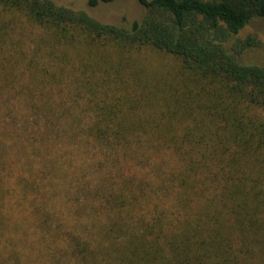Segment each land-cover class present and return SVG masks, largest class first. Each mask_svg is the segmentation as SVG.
<instances>
[{
    "label": "trees",
    "instance_id": "obj_1",
    "mask_svg": "<svg viewBox=\"0 0 264 264\" xmlns=\"http://www.w3.org/2000/svg\"><path fill=\"white\" fill-rule=\"evenodd\" d=\"M138 2L0 0V264H264V0Z\"/></svg>",
    "mask_w": 264,
    "mask_h": 264
},
{
    "label": "rangeland",
    "instance_id": "obj_2",
    "mask_svg": "<svg viewBox=\"0 0 264 264\" xmlns=\"http://www.w3.org/2000/svg\"><path fill=\"white\" fill-rule=\"evenodd\" d=\"M56 3L63 4L66 6H70L75 9H82L88 14L94 16L95 18L104 21V22H111V23H119L124 18L126 20H132L134 18H139L143 15L145 9L144 7L138 2V0H111V1H102L98 0L97 3L93 6L88 4V0H54ZM7 17V16H6ZM8 18V17H7ZM28 29H22L19 31H10V36L12 38L21 37L22 39V48H27L31 43L32 32H27ZM247 34H253L260 40V45L255 48H251L247 50L243 55V59L250 62H255L264 65V18H257L252 20L249 24H247L243 29L240 30L238 33L239 37H244ZM149 57L150 61L153 63H158L159 60L165 62L169 61L170 58L162 57L159 55H154L153 57L149 54H146ZM80 159V156H79ZM89 170V174H90ZM65 180V179H64ZM66 181V180H65ZM65 183H69L66 181ZM57 198V197H56ZM65 196L57 198L56 205H62L66 207L65 204ZM263 259V258H262ZM264 261V259L262 260Z\"/></svg>",
    "mask_w": 264,
    "mask_h": 264
}]
</instances>
